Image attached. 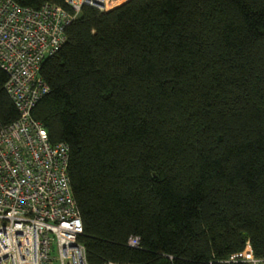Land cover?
<instances>
[{"label": "trees", "instance_id": "1", "mask_svg": "<svg viewBox=\"0 0 264 264\" xmlns=\"http://www.w3.org/2000/svg\"><path fill=\"white\" fill-rule=\"evenodd\" d=\"M64 35L31 116L67 146L86 263L264 257V0L83 4Z\"/></svg>", "mask_w": 264, "mask_h": 264}, {"label": "built area", "instance_id": "2", "mask_svg": "<svg viewBox=\"0 0 264 264\" xmlns=\"http://www.w3.org/2000/svg\"><path fill=\"white\" fill-rule=\"evenodd\" d=\"M64 2L70 12L48 2L31 8L0 0L3 90L17 113L13 121L0 123V264H87L66 174L67 146L48 141L31 109L48 91L38 74L40 62L59 49L64 27L80 6L105 10L116 0ZM137 242L135 236L127 239L128 246ZM238 255L249 264H264L247 244Z\"/></svg>", "mask_w": 264, "mask_h": 264}, {"label": "rangeland", "instance_id": "3", "mask_svg": "<svg viewBox=\"0 0 264 264\" xmlns=\"http://www.w3.org/2000/svg\"><path fill=\"white\" fill-rule=\"evenodd\" d=\"M123 1H125V0H116V4H114L112 7H114V6L118 5V4H120V3L123 2ZM112 7H110V8H112ZM110 8L107 7V9H110ZM107 9H105V10H107Z\"/></svg>", "mask_w": 264, "mask_h": 264}]
</instances>
